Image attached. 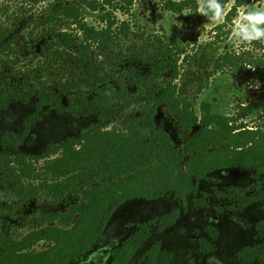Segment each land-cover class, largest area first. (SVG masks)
Listing matches in <instances>:
<instances>
[{"label":"rangeland","instance_id":"374dc122","mask_svg":"<svg viewBox=\"0 0 264 264\" xmlns=\"http://www.w3.org/2000/svg\"><path fill=\"white\" fill-rule=\"evenodd\" d=\"M89 1L93 8L83 6L86 20L99 28L105 26L103 21L109 18L115 22V31L119 35V45L98 58L94 46L86 54L78 47L64 48L45 29L33 30L34 25L58 7L55 0H41L37 4L0 0L3 26L0 40L10 41L16 52L13 58L19 59L11 63L12 60L3 57L8 61L6 65L0 63V89L26 96L30 89L46 97L59 95L66 107L62 110L47 105L35 117V98L32 96L19 101L9 100L5 109H0V158L5 160L0 166V230L7 235L24 234L39 225L42 216L46 218L48 214L64 211L78 200L74 194L57 200L39 189L35 193L32 188L37 181L25 179L15 164L8 168L7 157L23 153L27 160L38 158L40 162L36 166L39 168L43 158L47 160L46 156L66 140L78 138L97 126L122 128L139 116L140 104L159 89V80L138 86L130 82L128 73L131 70L143 77L151 75L150 65L130 54L133 47L140 50L139 45L154 41L156 46L172 50L171 58L178 59V76L173 82L175 91L179 99L190 102L196 112L199 113L202 103L210 102L215 112L233 116L250 129L261 126L262 119L258 114L241 117L238 113L240 107L248 105L253 98L264 97V40L257 39V24L264 27V19L248 15L264 11V0H251L247 6L240 7L238 16L232 21L226 20V14L236 0H207L206 3L204 0H171L177 3L176 6L167 0H111V5L106 4V0ZM19 3L26 8L23 14L18 11ZM210 13H214L211 22ZM72 29V33L81 37V32L75 27ZM240 37L249 43L241 42ZM148 47L149 50L142 53L144 56L154 51L153 47ZM85 60L87 64L82 63ZM93 62L96 65L93 70L87 69ZM105 72L109 76V86L116 90L120 85L116 77L121 72L123 85L132 95L129 101H118L99 113L72 111L77 99L91 102L98 97L102 90L100 77ZM168 115L167 107L159 106L156 126L181 147L187 133L190 136L197 128L181 127ZM22 135L35 137L37 144L27 143L21 148L20 145L26 142ZM10 136L20 139L19 147L5 141H11ZM263 190L264 173L260 174L254 168H235L208 174L198 181V189L179 204L171 196L151 203L128 201L114 212L107 230L86 259L95 255L98 264L110 263L113 246L141 229L150 237L129 264H140L155 241L159 243L160 251L169 256L165 264H249L241 261L235 252L240 249L238 245L256 246L264 241ZM194 199L202 202L203 209H194L197 205L193 203ZM175 207L179 208L178 221L171 226L159 227L157 219ZM204 208L219 215L222 223L219 225H225V228L228 225L227 230L221 232L226 237L223 241L228 242L227 237H232L239 244L235 247L230 244L224 251L221 247L217 253L205 252L208 246L202 239L207 235L206 226L217 224ZM240 213L243 215L240 217H244L242 220L228 221L230 216L235 218V214ZM258 216L263 221L260 229L243 233L246 222H252Z\"/></svg>","mask_w":264,"mask_h":264},{"label":"trees","instance_id":"16d2710c","mask_svg":"<svg viewBox=\"0 0 264 264\" xmlns=\"http://www.w3.org/2000/svg\"><path fill=\"white\" fill-rule=\"evenodd\" d=\"M40 1L23 0L25 4ZM107 1L106 4H112L111 0ZM167 1L172 6L177 5L171 0ZM89 2L55 0L58 7L38 25H34L33 30L45 29L64 48L78 47L88 54L94 46L98 50L94 51L97 58L105 56L119 45V35L115 31V22L109 18L104 19L105 26L99 28L86 20L83 6L90 8ZM250 2L236 0L227 12L226 20H234L238 16V9ZM21 6L22 3L17 5L18 11L23 14L26 8ZM204 6L208 10L207 4ZM107 15L104 13L103 16ZM1 23L0 17V32L3 31ZM72 27L81 32V37L72 33ZM148 46L153 47L154 51L144 56L142 53L149 50ZM133 48L130 54L149 64L151 75L143 77L131 70L128 73L130 82L138 86L160 81L159 89L140 104L139 116L122 128L104 129L97 126L78 138L66 140L46 156L47 160L40 157L44 161L39 168L36 166L40 162L38 158L27 160L24 154L6 158L8 168L15 164L18 173L25 179L37 181L32 188L35 193L39 189L57 200L74 194L78 200L64 211L48 214L46 218L42 216L39 225L19 236L6 235L0 230V264L74 263L92 249L114 212L128 201L151 203L171 196L179 204L198 189V181L212 172L254 168L260 174L264 173V97L253 98L248 105L240 107L238 113L241 117L258 114L262 122L255 130L238 123L233 116L215 112L210 102L202 103L198 113L186 99H179L175 91L173 82L178 76V59L171 58L172 50L156 46L154 41L139 45L140 50ZM15 54V47L10 41L0 40L2 65H6L8 60L17 62L18 57L13 58ZM3 57H8V60ZM82 63L87 64L86 60ZM95 66V62L90 63L87 69L93 70ZM116 78L120 83L118 90L109 86V76L105 72L100 77L102 90L98 97L91 102L77 99L71 110L80 114L99 113L118 101L128 102L132 95L123 85L121 72ZM32 96L35 98V117L47 105L66 109L59 95L46 97L38 95L34 89H30L27 96L0 89V109H5L9 100L19 101ZM161 105L167 107L168 117L181 127L188 130L197 128L190 136L187 133L181 147L176 146L166 131L156 126L155 116ZM13 143L17 144V140L13 139ZM3 161L0 158V166L4 165ZM193 203L201 205L202 202L194 199ZM178 217L179 208L175 207L161 215L156 222L164 228L174 224ZM148 237L149 233L141 229L127 236L121 246L112 251L109 264H129ZM144 255L145 259L140 264H165L169 259L160 251L158 242H154ZM238 255L241 261L249 264H264V241L241 249Z\"/></svg>","mask_w":264,"mask_h":264},{"label":"flooded vegetation","instance_id":"af4514ba","mask_svg":"<svg viewBox=\"0 0 264 264\" xmlns=\"http://www.w3.org/2000/svg\"><path fill=\"white\" fill-rule=\"evenodd\" d=\"M15 139V140H17V144L16 143H14L13 145L14 146H16V147H19L18 146V144H19V138H16V137H14V136H10L9 138H10V140L11 141H7V140H5L8 144H10V145H12V143H13V139ZM22 137V139L24 140V141H26L23 145H20L21 146V148H23V146H25L27 143H29L31 146H32V143H35V144H37L36 142H35V140H36V138L34 137V138H29L27 135H22L21 136ZM7 146V145H6ZM1 149V148H0ZM23 154V153H22ZM203 207L204 206H202V205H196L195 206V210H198V209H203ZM204 211H206V214H211V218H212V221H213V223H216L217 225H215V226H206V233H207V235H205V237L202 239L203 240V242H205V243H207V246H208V248H207V251H205L206 253H217L218 251H219V249L222 247V249H223V251L224 250H226L227 248H229L230 247V244H233V246L232 247H235L237 244H239L238 242H236V241H234V239L232 238V237H227L228 239H229V241L228 242H225V241H223L224 239H226V237H223L222 235H221V232L223 231V230H227V228H228V225H227V228H225V225H219V224H222V223H220L219 222V215L217 214V213H215L214 211H211V210H209V209H205L204 208ZM168 213V212H167ZM236 216H235V218L234 217H229V219H228V221L230 222V221H233V222H236V220H242V218H244V217H240V216H243L241 213L240 214H235ZM179 218V217H178ZM178 221V220H177ZM176 223V222H175ZM247 224H246V226L242 229V232L243 233H250V231L251 232H255V231H258L260 228V225L261 224H263V221H261V216H258V217H255L254 219H253V221L252 222H246ZM4 233V232H3ZM211 233V234H210ZM5 234V233H4ZM7 235V234H6ZM102 235V234H101ZM100 235V236H101ZM11 236H13V235H11ZM125 238V237H124ZM253 238V237H252ZM251 238V239H252ZM124 240V239H123ZM97 242H98V240H97ZM96 242V243H97ZM123 241H120L116 246H113V249L111 250V254H112V251L115 249V248H118V247H120L121 246V243H122ZM156 242V241H155ZM152 245V244H151ZM95 246V245H94ZM94 246L92 247V249L83 257V258H81V259H79V260H77V261H75V262H80V264H95V263H97L98 264V262H95V255H93V256H91V257H89L88 259H86V257L88 256V254L93 250V248H94ZM245 247H249V246H247V245H245L244 247H241V245H238V248H240L239 250H241V249H243V248H245ZM239 250L237 251V252H235L237 255H238V253H239ZM139 251H140V249H139ZM138 251V252H139ZM223 251H222V253H223ZM87 260V261H86ZM74 262V263H75ZM71 264H73V263H71ZM109 264V263H108Z\"/></svg>","mask_w":264,"mask_h":264},{"label":"clouds","instance_id":"9594fccd","mask_svg":"<svg viewBox=\"0 0 264 264\" xmlns=\"http://www.w3.org/2000/svg\"><path fill=\"white\" fill-rule=\"evenodd\" d=\"M217 2H219V0H217ZM212 15H214V13H210V14L208 15V17H209V22L212 21ZM248 15L256 16V17H261L262 19H264V11L251 12V13H248ZM257 32L259 33V35L257 36V39H262V40H264V27H261L260 24H257ZM239 39H240L241 42H243V43H249V42H247V41H243V38H242V37H240ZM258 86H259V85L257 84V87H258Z\"/></svg>","mask_w":264,"mask_h":264},{"label":"water","instance_id":"95a60500","mask_svg":"<svg viewBox=\"0 0 264 264\" xmlns=\"http://www.w3.org/2000/svg\"><path fill=\"white\" fill-rule=\"evenodd\" d=\"M107 226H108V225H107ZM107 226H106V228H107ZM106 228H105V229H106ZM106 230H107V229H106ZM104 231H105V230H104Z\"/></svg>","mask_w":264,"mask_h":264}]
</instances>
